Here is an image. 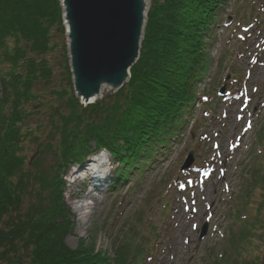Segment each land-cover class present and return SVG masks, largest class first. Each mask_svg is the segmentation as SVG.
<instances>
[{"label":"rangeland","instance_id":"rangeland-1","mask_svg":"<svg viewBox=\"0 0 264 264\" xmlns=\"http://www.w3.org/2000/svg\"><path fill=\"white\" fill-rule=\"evenodd\" d=\"M50 33L51 82L35 88L40 100L27 106L30 116L18 156L32 174L41 159L43 173L58 184L61 194L49 188L53 198L61 195L68 211L66 246L92 247L111 264L124 251L130 258L142 257L141 264H264V70L255 63L264 61V0L224 1L208 37L209 59L200 72L201 78L207 76L197 86L181 131L180 122L144 169L116 186H111L116 175L112 162L109 185L105 181L101 194L94 192L96 202L90 203L95 208L82 228L70 203L90 190L91 180L70 198L69 182L72 172L91 157L67 164L40 150L60 105L54 91L72 90L65 37L57 27ZM112 94L104 89L96 103ZM190 151L192 165L181 171ZM100 155L111 160L105 151ZM202 169L209 175L202 176ZM30 187L40 189L35 183ZM33 198L28 193L25 204ZM203 226L206 234L200 239Z\"/></svg>","mask_w":264,"mask_h":264},{"label":"trees","instance_id":"trees-1","mask_svg":"<svg viewBox=\"0 0 264 264\" xmlns=\"http://www.w3.org/2000/svg\"><path fill=\"white\" fill-rule=\"evenodd\" d=\"M223 2L152 0L129 82L116 95L85 108L71 91H54L60 105L42 153L68 164L104 149L119 164L120 180L143 168L193 101L204 69L202 39ZM54 27L62 35L58 0H0V264H111L92 247L66 246L68 211L61 195L53 198L50 189L61 194L58 184L43 173L41 159L32 174L18 156L30 116L27 106L40 100L35 88L51 82L47 56ZM32 183L40 189L32 191ZM28 193L34 198L25 204ZM113 260L137 264L130 263L126 251Z\"/></svg>","mask_w":264,"mask_h":264},{"label":"water","instance_id":"water-1","mask_svg":"<svg viewBox=\"0 0 264 264\" xmlns=\"http://www.w3.org/2000/svg\"><path fill=\"white\" fill-rule=\"evenodd\" d=\"M149 1L60 0L72 89L81 104L99 99L103 86L114 94L129 81ZM191 162L192 153L183 168ZM205 232L204 227L201 237Z\"/></svg>","mask_w":264,"mask_h":264},{"label":"bare ground","instance_id":"bare-ground-1","mask_svg":"<svg viewBox=\"0 0 264 264\" xmlns=\"http://www.w3.org/2000/svg\"><path fill=\"white\" fill-rule=\"evenodd\" d=\"M255 63H256V67L264 70V61L262 59H259ZM103 89L108 90V88L106 86H103L102 90ZM94 101H95V99H91L89 102L92 103ZM251 119H252V116H249L248 123H250ZM99 159H102V161H101V163H97L96 168H100V171H101V168L103 167V163L108 162V159H107V156H101V157H99ZM92 161L93 160H89L90 163ZM110 171H111V169H109V166H105V167H103L102 173L108 174V172H110ZM73 174L78 175L77 173H73ZM94 175L96 176V172L94 173ZM87 178H88L87 174L81 173L80 175L75 176L73 179H71L70 182L68 181L69 187H70L69 198L72 195H74V193H76V191H78V189L80 188L83 181ZM101 188H102V185L99 186L98 188L97 187H91L90 190L86 194H84L81 198H78L77 201L70 203L74 212L77 214V221L79 223V228H82L85 225L86 220L89 217V214H91V211L94 210L95 207L92 204V202L90 203V201L96 202L97 196H95L94 192L101 194V192H102Z\"/></svg>","mask_w":264,"mask_h":264}]
</instances>
